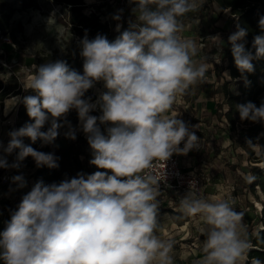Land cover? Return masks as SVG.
Returning <instances> with one entry per match:
<instances>
[{"label": "clouds", "instance_id": "clouds-1", "mask_svg": "<svg viewBox=\"0 0 264 264\" xmlns=\"http://www.w3.org/2000/svg\"><path fill=\"white\" fill-rule=\"evenodd\" d=\"M130 3L135 5V22L114 41L100 34L93 39L85 35L79 41L82 74L64 60L33 64L21 69L32 73L21 82L35 95L4 101V115L22 103L30 122L8 133L7 146L0 143L5 154L0 156V168L19 169L27 157L37 168H58L59 157L37 151L23 138L52 145L67 125L65 137L75 140L76 129L66 119L75 110L92 150L89 163L108 171L81 172L59 183L37 181L0 231L3 264H174L171 253L176 242L158 235L161 192L154 161L165 163L173 154L187 155L202 147L179 114L169 112L191 86L206 79L209 63L205 57L195 59L203 43L180 35L182 18L199 11L203 0ZM113 18L121 19L120 15ZM258 26L264 33V16ZM120 27L117 24L116 31ZM247 34V29L237 26L228 37L235 65L245 80V74L255 70L252 61L264 58V34L254 37V54L241 42ZM210 39L222 51L220 36ZM214 59L220 62L219 55ZM101 81L108 91L95 102L85 98ZM98 107L101 115H92ZM237 108L242 121L264 124V101ZM46 124L50 126L42 131ZM101 125H111L106 127L107 135ZM247 144L264 159V146L250 140ZM16 150V159L9 164L6 156ZM241 175L248 184L256 180L252 173ZM11 182L18 189L26 186L22 174L11 177ZM220 191V196H205L191 182L189 191L179 198V218L192 217L205 237L198 240L203 256L193 264H246L254 247L242 222L244 213L235 210V199L223 195L228 189ZM261 230L254 233L258 239ZM251 264L262 262L252 258Z\"/></svg>", "mask_w": 264, "mask_h": 264}, {"label": "rangeland", "instance_id": "rangeland-1", "mask_svg": "<svg viewBox=\"0 0 264 264\" xmlns=\"http://www.w3.org/2000/svg\"><path fill=\"white\" fill-rule=\"evenodd\" d=\"M3 11L0 12V18L11 11L8 21L7 35L15 45V49L6 52L4 62H15L10 70H0V81L3 87L10 92L0 102V143L7 146L9 142L8 133L16 129L19 122H30L25 106L21 103L16 105L8 115H4V101L13 96L23 97L25 95H35L31 90L24 88L21 81H26L31 72H23L21 69L31 68L33 64L39 66L44 63L54 62L44 58L47 55H56L63 57L65 43L73 40L79 46L80 38L65 23L67 21L66 11L68 7L57 0H37L39 9L21 8L20 0H3ZM119 0H81L83 4V13L97 11L100 19L105 21L109 30L116 32L117 24L121 25L122 20H127L129 24L135 22V15L132 8L134 3L130 0H124V6H120ZM207 0H203L202 7L196 13H188L182 18L184 30L180 35L203 43L204 47L195 59L203 60L209 63L206 73V79L191 86L187 94L180 96L173 105L172 112L179 114L178 118L185 121L190 130L200 138L202 147L199 150L190 151L187 155H178L182 166L189 170L195 169V172L202 178L203 194L205 196H220V189H228L223 195L231 196L235 199L236 211L243 212V223L248 226L250 239L254 233L263 228L264 222L261 219L264 208V193L259 186L251 187L243 179L241 173H252L255 175L257 169L264 167V159L257 157L253 150L246 144H241L239 135L242 128L236 122L232 127L228 125L223 111L227 105L223 103L222 108L218 109V102L223 101L221 93V84L225 79H229V70L226 68L227 59L223 57V51L217 49L215 41L210 37L219 35L223 44H230L228 41L231 30L237 31L236 18L228 9L220 10L216 4L207 5ZM120 15L119 21L113 17ZM121 28V27H120ZM220 56V62L217 63L215 56ZM81 57V56H80ZM83 60V58L81 57ZM227 74V75H226ZM240 84V78H236L228 84V88L236 94ZM104 83L98 82L91 89L95 95V102L101 93L105 92ZM19 112L25 115L21 119ZM94 112H99V107ZM92 114V113H91ZM93 115V114H92ZM72 128L76 129V139L66 138L64 133L69 130L68 126L61 128L60 134L54 144L58 148H64L69 143L81 152V159L87 161L88 174L96 171H108L98 169L91 165L92 150L87 142L86 135L80 129L78 115L67 116ZM196 120L197 122H195ZM248 122V121H247ZM193 125H199V128H191ZM110 125H101V131L107 135L106 127ZM226 132H229L228 134ZM264 136V130L260 133L253 144H259L258 138ZM220 137V139H219ZM24 143L30 144L37 151L40 149L41 141L32 143L29 138H23ZM262 146V145H261ZM264 146V145H263ZM219 148L217 156H212L213 150ZM18 150L11 155H7L9 164L16 159ZM0 149V156H4ZM34 160L31 157L25 158L21 162L19 169L3 168L0 182V204L3 201H15L21 199L34 186L35 181L32 177L35 171ZM22 174L26 180V186L18 189L11 182V177ZM109 174H111L109 172ZM169 194V193H168ZM168 194L158 197L161 201L158 224L161 228L158 235L161 239H173L174 245L172 256L174 264H193L197 259L202 258L203 252L198 240L201 242V234L197 231V221L192 217H181L178 212L179 198L183 194H177L171 200ZM247 263V261H246Z\"/></svg>", "mask_w": 264, "mask_h": 264}, {"label": "trees", "instance_id": "trees-1", "mask_svg": "<svg viewBox=\"0 0 264 264\" xmlns=\"http://www.w3.org/2000/svg\"><path fill=\"white\" fill-rule=\"evenodd\" d=\"M21 8L25 9H39L37 0H20ZM60 3H63L68 7L66 11L67 21L65 23L70 27V29L75 32V34L80 38V40L87 35L89 39H93L96 35H104L109 41H114L117 36L121 34L124 30L128 29L130 24L127 20H122L120 31L109 30L108 25L105 21L100 19V14H97V11L90 12L89 14L83 13V4L81 0H57ZM207 5L216 4L217 7L222 11L228 9L229 12L236 18L237 24L240 28L247 29V36L244 41H241L245 44L247 50H251L253 54L255 49L252 48L253 39L256 35L264 34L261 32L258 21L261 16H264V0H207ZM4 1L0 0V12L3 11ZM196 13V12H192ZM11 15V11L0 18V26L4 33H7L8 21ZM234 32L231 30V34ZM223 57L227 59L226 68L229 70V79H225L221 84V93L223 95V101L218 102L217 108L221 109L223 103L227 105L226 110L223 111V116L225 117L228 125L234 126L238 121L241 125H246L245 128H242L241 134L239 135V140L241 144H247V141L255 142L260 133L264 130V124L262 123H253L250 121H242L240 119V114L237 106L246 104L248 102H253L257 106L264 101V58L253 60L254 72L250 74H245V77L241 76V73L237 69L234 58L231 53V44H226L222 46ZM64 56L59 57L56 55H47L45 59L47 60H64L67 62L70 68L77 70L81 74L83 73V60L80 57V52L78 50V45L73 40H69L65 43L64 47ZM0 70L2 68L0 67ZM236 78H240V84L238 88V93L234 94L228 84L233 82ZM247 81V82H246ZM108 91L107 89L105 92ZM10 92L8 88L2 85L0 81V102L5 98V96ZM26 96V95H25ZM91 97L92 101L95 99V95L91 91L85 94V98ZM77 112L71 110L67 116H76ZM93 115H101V111L92 112ZM19 116L22 118L25 117L23 112H19ZM197 122L196 120H194ZM25 123L19 122L16 124V129L22 127ZM49 124H46L42 131H46L49 127ZM111 126V125H110ZM227 134L229 132H226ZM230 134V133H229ZM27 138V137H26ZM220 139V137H219ZM260 145H264V136L258 138ZM213 150V148H212ZM38 151H43L45 153L52 152L57 157H59L58 164L59 167L55 169H49L48 167L37 168L34 164L35 171L32 174V177L35 183L39 180H43L45 184H51L53 182L59 183L65 178H72L77 175V173L88 174L87 161L81 159V152L78 148H74L72 143H69L64 148H58L55 144L52 145H42ZM219 148L213 150L212 156H217L219 153ZM255 173L256 180L251 184V187L259 186L261 191L264 193V168L258 169ZM3 173V168H0V178ZM1 181V180H0ZM22 199V198H21ZM21 199L11 201H3L0 204V231H3L5 222L10 220V213L17 209L18 204L21 202ZM262 220L264 222V208L262 210ZM264 229V225L263 228ZM261 230V229H260ZM204 240L205 237L201 236ZM251 243L254 247L248 252V261L246 264H251L252 258L259 259L262 264H264V230L260 231L259 239L252 235ZM0 264H3V261H0Z\"/></svg>", "mask_w": 264, "mask_h": 264}, {"label": "built area", "instance_id": "built-area-1", "mask_svg": "<svg viewBox=\"0 0 264 264\" xmlns=\"http://www.w3.org/2000/svg\"><path fill=\"white\" fill-rule=\"evenodd\" d=\"M120 6H124V0L118 1ZM90 13V12H89ZM100 17V16H99ZM15 49L14 43L8 37L0 26V67L5 70H10L15 62H4L6 52H10ZM183 143L181 144V147ZM154 174L157 175L159 182V190L161 197L168 194L172 200L177 194L185 195L189 191L191 182H195L196 187L200 188L203 194L202 178L195 172V169H185L177 154L164 162H155ZM264 168V167H263ZM165 173V176L162 175ZM1 182V181H0ZM204 195V194H203Z\"/></svg>", "mask_w": 264, "mask_h": 264}]
</instances>
